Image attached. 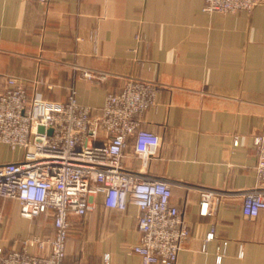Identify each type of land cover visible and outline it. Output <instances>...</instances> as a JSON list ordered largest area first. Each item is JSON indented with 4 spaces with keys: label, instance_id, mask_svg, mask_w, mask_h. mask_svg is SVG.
Returning <instances> with one entry per match:
<instances>
[{
    "label": "crops",
    "instance_id": "obj_1",
    "mask_svg": "<svg viewBox=\"0 0 264 264\" xmlns=\"http://www.w3.org/2000/svg\"><path fill=\"white\" fill-rule=\"evenodd\" d=\"M202 7V0H0V92L7 78L48 101H66L73 88L95 115L128 80L153 84L140 121L161 146L145 161L128 147L122 165L170 184L189 230L174 264H264V210L253 219L241 213V196L256 183L252 140L264 130V1L250 12ZM21 157L0 143V164ZM200 189L218 193L206 216ZM138 214L131 203L107 208L96 195L83 218L71 219L64 264H104L105 254L108 264H140L131 251ZM4 230L14 234L0 237L9 249L14 240L51 237L52 217L22 218L15 200L0 199Z\"/></svg>",
    "mask_w": 264,
    "mask_h": 264
},
{
    "label": "built area",
    "instance_id": "obj_2",
    "mask_svg": "<svg viewBox=\"0 0 264 264\" xmlns=\"http://www.w3.org/2000/svg\"><path fill=\"white\" fill-rule=\"evenodd\" d=\"M202 1L204 12L236 13L250 12L264 0ZM83 76L90 80L97 75L83 72ZM154 95L153 84L130 79L118 92L108 93L100 112L93 115L77 102L73 88L66 101H48L36 90L29 94L26 83L6 79L0 92V143L21 150L22 157L0 164V199L15 200L18 215L25 219L49 212L53 234L14 240L9 249L0 247V264H64L71 219L83 218L98 194L107 208L123 211L128 203L138 208V239L131 251L140 264L175 263L189 230L171 202L170 184L122 165L128 147L145 161L161 146V137L141 128L140 121ZM252 143L256 183L241 196V213L247 219L264 210V130ZM217 198V192L200 189L199 214L209 215ZM217 250L219 263L222 249ZM103 262L108 264L107 254Z\"/></svg>",
    "mask_w": 264,
    "mask_h": 264
},
{
    "label": "rangeland",
    "instance_id": "obj_3",
    "mask_svg": "<svg viewBox=\"0 0 264 264\" xmlns=\"http://www.w3.org/2000/svg\"><path fill=\"white\" fill-rule=\"evenodd\" d=\"M13 220V219H12ZM78 219H76V221H77ZM21 235V234H20ZM20 235H16V236H20ZM10 236H14V234L11 232V231H9V230H4L3 232H0V237H2V238H8V239H10L11 237ZM22 236V235H21Z\"/></svg>",
    "mask_w": 264,
    "mask_h": 264
},
{
    "label": "water",
    "instance_id": "obj_4",
    "mask_svg": "<svg viewBox=\"0 0 264 264\" xmlns=\"http://www.w3.org/2000/svg\"><path fill=\"white\" fill-rule=\"evenodd\" d=\"M42 130V128L41 127H39V131H41ZM49 133H50V131H49Z\"/></svg>",
    "mask_w": 264,
    "mask_h": 264
},
{
    "label": "trees",
    "instance_id": "obj_5",
    "mask_svg": "<svg viewBox=\"0 0 264 264\" xmlns=\"http://www.w3.org/2000/svg\"><path fill=\"white\" fill-rule=\"evenodd\" d=\"M44 214V213H43ZM41 216V215H40Z\"/></svg>",
    "mask_w": 264,
    "mask_h": 264
}]
</instances>
